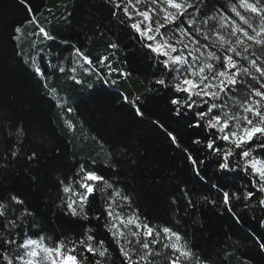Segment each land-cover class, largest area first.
<instances>
[{"label": "snow or ice", "instance_id": "6c2138e0", "mask_svg": "<svg viewBox=\"0 0 264 264\" xmlns=\"http://www.w3.org/2000/svg\"><path fill=\"white\" fill-rule=\"evenodd\" d=\"M20 2L28 17L10 33L19 49L16 54L65 114L75 109L60 102V89L52 79L56 73L81 86L86 78H94L89 89L94 84L119 89L133 76L126 67L129 60L144 61V90L118 92L121 107L127 105L140 121L160 109L162 115L150 121L152 127L182 154L195 178L216 194L213 199L204 195L203 202L224 208L237 224L259 211L261 215L252 219L261 231L250 238L264 252V0H104L110 21L106 27L124 32L129 40L122 45L117 37L107 44L108 54L95 60L79 43L65 38L60 27L41 23L30 0ZM82 7L77 3L73 11ZM26 25L33 26L31 32L25 31ZM24 42L28 53L23 52ZM123 50L126 59L121 65L115 56ZM5 119L0 116V133ZM64 124L76 129L72 120ZM173 124H183L190 133L186 144ZM30 133L36 136L39 130L8 125L0 172L7 176L22 167L38 185L33 172L42 156L27 149ZM146 155L134 141L125 140L107 152L105 165L119 177L142 167ZM95 164L77 159L58 179L54 202L76 227L55 239L44 234L38 212L25 198L0 193V264H218L210 254L194 251L180 227L187 215L178 216L174 224L153 225L134 207L121 181L101 174ZM177 188L184 197L180 201L171 194L177 213L179 204L185 212L195 211L188 188ZM97 196L100 204L93 207Z\"/></svg>", "mask_w": 264, "mask_h": 264}, {"label": "trees", "instance_id": "16d2710c", "mask_svg": "<svg viewBox=\"0 0 264 264\" xmlns=\"http://www.w3.org/2000/svg\"><path fill=\"white\" fill-rule=\"evenodd\" d=\"M30 3L41 23L50 22L60 27L67 33L65 38L79 43L94 60L108 54L107 44L117 37L121 38L122 45L129 40L124 32L106 27L110 21L104 0H30ZM77 3L83 7L74 12L73 6ZM67 13H72L68 21L64 18ZM27 17L20 0H0V116L6 117L3 133H0V151L6 146L8 125L22 124L28 129H38L39 134L30 133L25 144L28 150H36L42 156L40 166L33 172L39 177V184H34L21 167L7 176L0 172V193L15 192L25 198L38 212L37 223L44 234L55 239L76 227L75 222L56 207L57 181L75 160L92 159L101 174L121 181L119 186L132 196L134 207L153 225L174 224L178 216L187 215V222H180V227L187 231V239L198 254H210L218 264H264V252L250 238L261 231L252 219L253 215H261L259 211L249 213L244 222L237 224L224 208L204 203L202 197L216 198L215 192L210 191V185L195 178L182 154L171 148L150 123L162 115L160 109L147 112L140 121L127 105L121 107L122 102L116 98L118 92L126 89L135 94L137 90H144L141 81L146 84L148 79L142 74L144 61L139 57L129 60L126 67L133 76L122 82L119 89L103 84H94V88L89 89L87 84L94 82V78H86L81 86L56 73L52 79H55L54 86L60 89V102L66 101L75 109L65 114L54 99L45 95L30 68L16 54L19 49L10 39L13 25L24 22ZM32 28L26 25L25 31L31 32ZM29 51L28 43L24 42L23 52ZM125 51L115 56L121 65L126 59ZM65 119L76 124L74 131L67 129ZM173 127L186 144L190 133L185 131V126L173 124ZM125 140L134 141L140 153L143 155L146 151L147 155L142 167L129 169L116 177L105 165L106 154L113 145ZM177 186L188 188L195 211L185 212L183 204H179L181 211L177 213V205L171 204V194L184 201ZM99 204L97 196L93 207ZM194 220L201 224L193 223Z\"/></svg>", "mask_w": 264, "mask_h": 264}]
</instances>
